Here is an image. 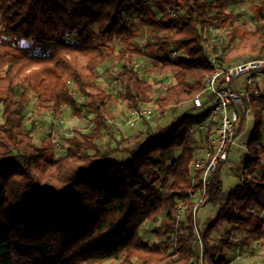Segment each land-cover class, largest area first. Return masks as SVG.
Masks as SVG:
<instances>
[{
  "label": "trees",
  "instance_id": "obj_1",
  "mask_svg": "<svg viewBox=\"0 0 264 264\" xmlns=\"http://www.w3.org/2000/svg\"><path fill=\"white\" fill-rule=\"evenodd\" d=\"M229 3L0 0V264H197L198 238L202 264H225L224 250L236 244L227 238L212 242L217 228L227 224L231 230L261 236L264 90L246 104L253 126L239 167L240 181L224 196L225 164H218L203 182L202 173L191 170L198 143L185 135L190 125L204 122L210 113L206 105L211 98L205 92L210 56L220 65L264 61V7L253 12L252 29L228 33L222 51L219 44L206 43L209 27L231 23ZM129 13L139 14L143 24L165 35L131 44L136 31L126 22ZM114 40L125 46L117 50L110 44ZM169 53L183 57L171 60ZM143 56L156 61L153 72L173 73L175 80L155 100L159 122L169 109L203 111L197 116L185 111L159 131L146 124L136 137H121L125 148L104 152L98 140L110 129L107 106L112 98L98 84L97 69L111 63L122 100L139 111L153 89L134 66V59ZM71 86L84 96L82 107L93 113V128L63 137L64 154L55 158L44 143H34L25 126L24 94L37 99L41 112L57 116L68 106L80 115ZM197 96L201 108L193 104ZM213 125L202 131L207 141ZM175 150H180L176 157ZM119 152L127 157L110 156ZM166 161L160 179L154 169ZM191 194H202V200L193 202ZM206 206L215 207L216 213L199 231L196 213ZM144 224L156 239L152 245L141 235Z\"/></svg>",
  "mask_w": 264,
  "mask_h": 264
},
{
  "label": "rangeland",
  "instance_id": "obj_2",
  "mask_svg": "<svg viewBox=\"0 0 264 264\" xmlns=\"http://www.w3.org/2000/svg\"><path fill=\"white\" fill-rule=\"evenodd\" d=\"M264 7V0H230L227 13L230 15L231 23L217 24L209 27L206 30L205 39L208 45L219 44V50L226 45L228 41V33L237 29L238 31L250 30L255 24V20L252 14L258 8ZM139 14L129 13L127 16V24L136 31V37L130 42L134 44L144 43L146 40L153 39L156 36H164L165 33L162 30H156L155 28H149L141 22V18L138 17ZM117 50L124 47L125 44L119 40H114L110 43ZM167 58L171 60H177V58L183 57L181 53L167 54ZM231 62L232 63H238ZM156 61H152L147 57H138L134 59V66L137 70L139 76L147 80L152 85V91L148 94L146 102L141 105V112H145L146 118H141V120L133 121L132 125H129L128 119L130 117V109L126 103L122 100L120 96V88L116 81L114 80L115 70L113 65L109 62L104 63L102 67L97 69L99 75L98 84L104 90L108 92L111 101L108 103L107 111V122L110 129L107 133L103 134L101 139L98 140V146L104 152H109L120 146L125 148L127 145L121 143L122 138H132L136 137L138 133L145 129L146 124L151 126L154 130H160L161 126H165L171 123L174 119L180 118L184 113L185 109L176 108L169 109L165 119L162 122L158 121L157 108L155 105V100L161 94L164 93L171 85L175 83L173 73H169L163 76L157 72H153L152 69L155 66ZM244 86V81L238 80L235 82L234 86ZM255 86L258 90H264V74L258 75L255 81ZM240 88V87H239ZM73 93L78 108L81 109L80 115H77L70 107H64L61 113L57 116L39 111V102L37 99L30 95L29 92L24 94V100L26 103V121L25 126L31 129L33 135V141L35 144L40 145L45 144L48 150V155L55 158H60L64 154V150L67 146L63 137L79 136L80 134H87L91 132L93 128V118L94 115L87 108L82 107L84 103V96L78 94L74 87H70ZM214 104V101H208L206 108ZM248 107V106H246ZM249 108V107H248ZM245 106L240 108L241 118L243 119L245 113ZM203 110H193L189 109L187 112L188 116H197ZM262 115L264 116V109L262 110ZM246 121L241 124L240 131L244 133V137L247 138L250 134V130L253 126V118L251 117V112L246 113ZM2 123L0 118V124ZM264 128V127H263ZM216 131V125H213L209 132L208 141L205 138V132H198L193 137V140L198 143L199 148L196 151L195 158H203L210 152H212V146L214 142V134ZM264 131V130H263ZM137 144L128 146L126 149L130 150L136 147ZM180 150H175L173 156L176 157ZM241 148L234 147L231 150L228 161L221 173L222 179V195L224 196L226 192L237 185L240 181L239 179V167L242 159ZM113 159H124L127 157L125 152H119L110 155ZM168 162L166 161L161 167L154 169L159 178L161 179L166 171ZM191 170L194 172V165H191ZM159 186V182L155 184ZM201 199L200 195H195L192 197L193 202H199ZM181 209L179 206L178 218L181 219ZM216 213V208L213 206H206L201 208L196 213V225L197 229L203 230L213 219ZM261 217V213H259ZM157 225L159 224L156 223ZM262 234L261 236L253 233L251 230H240L234 231L230 229L227 224L222 225L217 228V230L212 234V242L216 243L219 239L227 238L231 242L236 244L233 248H226L224 250L225 264H264V220L262 219ZM141 235L145 241L152 245L156 242V239L150 232L148 224H144L141 229ZM201 264V260L197 258L196 260ZM112 264V263H105Z\"/></svg>",
  "mask_w": 264,
  "mask_h": 264
},
{
  "label": "built area",
  "instance_id": "obj_3",
  "mask_svg": "<svg viewBox=\"0 0 264 264\" xmlns=\"http://www.w3.org/2000/svg\"><path fill=\"white\" fill-rule=\"evenodd\" d=\"M208 65L212 71L205 82V92L211 98L210 100L214 101V104L210 106V113L206 120L190 125L185 134L191 137L200 131H205L209 123L214 122L216 124L212 152L208 153L206 157L194 158L192 163L194 172L202 173L203 182L218 164H225L228 161L234 147L241 148V155L245 157L244 150L247 138L240 131V127L247 119L245 115L249 108L246 107V104L251 97L258 93L255 86L256 78L258 75L264 74V61L260 59H249L238 63L220 65L216 56L212 55L208 59ZM241 79L244 81V86L235 87V82ZM193 104L196 108H201V98L195 97ZM244 106L246 111L242 119L239 109H243ZM141 116L146 117L145 112L132 110L128 119L129 125H132L135 120L138 121ZM190 197H194V194H191ZM202 197L201 194L200 200H202ZM261 217L264 220V212H261ZM197 255L202 264L200 238H198L197 243Z\"/></svg>",
  "mask_w": 264,
  "mask_h": 264
},
{
  "label": "crops",
  "instance_id": "obj_4",
  "mask_svg": "<svg viewBox=\"0 0 264 264\" xmlns=\"http://www.w3.org/2000/svg\"><path fill=\"white\" fill-rule=\"evenodd\" d=\"M235 87L239 88V87H241V86H235Z\"/></svg>",
  "mask_w": 264,
  "mask_h": 264
}]
</instances>
